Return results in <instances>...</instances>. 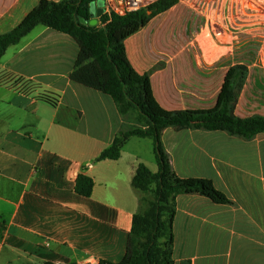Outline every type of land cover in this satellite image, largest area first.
<instances>
[{
    "label": "crops",
    "instance_id": "1",
    "mask_svg": "<svg viewBox=\"0 0 264 264\" xmlns=\"http://www.w3.org/2000/svg\"><path fill=\"white\" fill-rule=\"evenodd\" d=\"M42 1L0 0V35ZM263 38L258 0H180L125 47L168 111L214 108L229 69L245 65L235 107L244 119L264 117ZM79 51L72 37L40 25L1 61L0 264L121 261L146 198L133 188V177L140 164L159 170L147 138L132 137L118 160L96 161L130 120L110 96L71 81ZM161 139L178 177L210 181L229 201L177 196L176 264H264V134L245 140L170 127ZM81 174L94 181L89 198L76 192ZM226 237L237 249L234 258L221 253Z\"/></svg>",
    "mask_w": 264,
    "mask_h": 264
},
{
    "label": "trees",
    "instance_id": "2",
    "mask_svg": "<svg viewBox=\"0 0 264 264\" xmlns=\"http://www.w3.org/2000/svg\"><path fill=\"white\" fill-rule=\"evenodd\" d=\"M98 1L43 0L14 30L0 35V64L9 47L19 44L40 25L67 34L77 42L80 51L70 74L71 81L110 96L121 115L132 117L131 126L121 131L96 161L118 160L129 140L139 137L153 141L159 166L157 173L144 164L137 168L133 188L139 194L153 193L154 198L146 201L141 197V211L133 217L124 258L119 262L102 261L100 264H172L167 246L173 240L177 196L197 193L218 203L228 202V199L210 181L182 179L176 175L161 131L170 127L205 129L252 140L264 134V117L243 119L235 115L239 92L248 75L245 65L229 69L214 108L163 109L153 94L150 75H140L131 65L125 41L180 0H157L126 16L104 14L96 26L83 23L91 20L90 6ZM93 188L92 178L83 174L78 176L75 189L79 195L89 198Z\"/></svg>",
    "mask_w": 264,
    "mask_h": 264
},
{
    "label": "built area",
    "instance_id": "3",
    "mask_svg": "<svg viewBox=\"0 0 264 264\" xmlns=\"http://www.w3.org/2000/svg\"><path fill=\"white\" fill-rule=\"evenodd\" d=\"M157 0H104L105 14L126 16L137 12ZM264 5V0H258ZM260 64L264 69V38L260 47Z\"/></svg>",
    "mask_w": 264,
    "mask_h": 264
},
{
    "label": "rangeland",
    "instance_id": "4",
    "mask_svg": "<svg viewBox=\"0 0 264 264\" xmlns=\"http://www.w3.org/2000/svg\"><path fill=\"white\" fill-rule=\"evenodd\" d=\"M128 119L130 120L129 122L130 123H132L131 122V119H132V117H128ZM130 126H131V124H130ZM146 141H149L150 142V145H151V143H152V140H146ZM151 149V150H150ZM148 148V149H146V148H143V151L144 152H146V151H151V152H148L147 154L149 155V158H152V156L154 157L155 155H154V153H153V148ZM221 193V192H220ZM222 194V193H221ZM153 198H154V195H153V193H147L146 194V201H148V200H153ZM231 203V202H230ZM219 204H223V205H225V204H229V201L228 202H224V203H219ZM175 218V217H174ZM173 238H174V236H173ZM228 238L226 237L225 238V242H224V244H223V246H222V248H221V253L222 254H224L225 255V257H229L230 256V254H232V258H234L235 256H236V247H232L231 246V244L230 243H228ZM172 242H173V240H172ZM172 242L170 243V244H168V246H167V250H168V254H169V257H170V259H174L173 260V264H176V262H179V259H178V257H177V255H175V256H172ZM190 248V247H189ZM248 263H251V261H247L246 262V264H248Z\"/></svg>",
    "mask_w": 264,
    "mask_h": 264
},
{
    "label": "water",
    "instance_id": "5",
    "mask_svg": "<svg viewBox=\"0 0 264 264\" xmlns=\"http://www.w3.org/2000/svg\"><path fill=\"white\" fill-rule=\"evenodd\" d=\"M105 14L104 0H99L98 2H93L90 6V17L91 20L83 21V23H89L90 26H96L99 23V18Z\"/></svg>",
    "mask_w": 264,
    "mask_h": 264
}]
</instances>
